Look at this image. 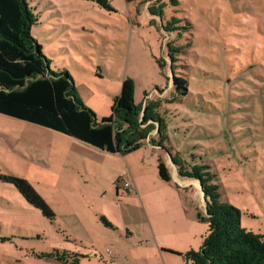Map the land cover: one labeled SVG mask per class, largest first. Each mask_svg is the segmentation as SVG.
Returning a JSON list of instances; mask_svg holds the SVG:
<instances>
[{
  "label": "rangeland",
  "instance_id": "rangeland-1",
  "mask_svg": "<svg viewBox=\"0 0 264 264\" xmlns=\"http://www.w3.org/2000/svg\"><path fill=\"white\" fill-rule=\"evenodd\" d=\"M29 3L39 16L32 35L51 68L73 76L83 102L99 119L110 115L126 77L135 82L136 103L146 93L150 99L172 97L173 75L188 79L189 92L159 109L168 122L165 147L189 162L192 154L201 156L217 174L221 198L242 211V225L264 233V0H110L112 10L93 0ZM152 4L162 5V17L150 14ZM172 19L176 31H167ZM173 46H183L176 62L170 55ZM51 132L0 112L2 264H59L40 255L56 249L89 252L81 239H88L97 223L118 233V228H105L104 212L121 225L143 229L146 211L134 182L152 186L161 181L176 188L179 181L200 196L196 218L197 209L206 211L198 181L179 176L166 149L146 142L130 153L131 172L127 168L121 179H95L93 174L83 180L77 169L53 165L58 154L47 142ZM156 132L151 137L156 138ZM159 155L176 180L166 182L159 176ZM7 175L27 179L50 204L55 219L29 203L5 180ZM193 191H180L190 207L198 203ZM160 195L163 201L156 197L154 208L148 207L150 216L176 219ZM152 223L156 228L154 217ZM197 223L204 234L208 224ZM151 225L149 219V230ZM107 247L111 245H103L102 253L82 264H111ZM148 257L152 264L159 263L151 248Z\"/></svg>",
  "mask_w": 264,
  "mask_h": 264
},
{
  "label": "trees",
  "instance_id": "trees-1",
  "mask_svg": "<svg viewBox=\"0 0 264 264\" xmlns=\"http://www.w3.org/2000/svg\"><path fill=\"white\" fill-rule=\"evenodd\" d=\"M93 1L113 9L110 0ZM148 10L152 16H163L162 5L152 4ZM38 20L29 0H0V112L47 126L111 153L125 155L146 142L166 149L178 175L198 181L207 199L206 211L197 209V219L208 223L200 248L171 252L181 255L187 264H264V233L242 225V211L221 198L217 174L211 166L197 154H192L193 161L189 162L179 152L173 154L165 147L168 122L159 109L189 92L188 79L173 75L172 97L150 99L146 93L144 100L136 103L135 82L126 77L110 115L99 119L83 102L73 76L65 69L51 68V60L31 32ZM175 22L168 21L165 29L176 31ZM182 49L183 46L170 48L173 62ZM160 66L164 68L165 63L160 61ZM153 130L157 131L156 138L151 137ZM157 161L159 176L171 181L165 160L158 156ZM4 178L45 217L55 219L50 204L27 179L17 175ZM101 219L106 226L115 228L104 215ZM40 256L53 257L59 264H80L81 258L88 255L56 249Z\"/></svg>",
  "mask_w": 264,
  "mask_h": 264
},
{
  "label": "crops",
  "instance_id": "crops-1",
  "mask_svg": "<svg viewBox=\"0 0 264 264\" xmlns=\"http://www.w3.org/2000/svg\"><path fill=\"white\" fill-rule=\"evenodd\" d=\"M45 127L49 128L47 126ZM50 129L52 132L47 142L52 146V153L58 154V156L52 160L55 167L77 169L80 176H83V180H90V177H92L93 174L95 179H99L100 175H102V177H106L107 179H114L117 177V180H119L124 176V172L127 171V168L131 172V161L129 159L130 153L123 155L120 153L107 152L73 136L52 128ZM159 156L162 157V155ZM100 159H108L109 161L108 163H102L100 162ZM170 172L172 175L171 180H176L174 172ZM178 183L180 182L177 181L175 188L173 185H166L161 181L156 182V184L152 186L149 184L139 185L137 182H134V190L142 201L143 210L146 211V216H143V229L138 225L137 228L134 229L128 223L124 225V222L123 225H121V222L115 220L109 213L103 211L106 214V216H104L107 220L110 221L115 228L119 229L118 233L113 234L107 232L102 225L97 223V230L89 231L88 239H81L89 248V252H82L81 250L78 252L88 255L81 258L80 264H82L84 260H90L91 258V260H94L93 258H96L95 254L98 252L102 253L101 250L103 249V245H111V248H106L109 253L108 259L112 261L111 264H144L143 258L147 261L146 264H152L149 261L148 248H151L159 259V263L157 264H187L181 255L172 252V254L177 255L175 256L167 252H171L169 249L178 252H186L191 248L199 249L203 243L207 230L202 234V230L197 223L200 220H198L195 215V208L201 207L200 196L195 191L187 189L181 183ZM182 188H184V190L195 192L198 201L197 205L190 207L186 199L180 197V191ZM160 189L163 191L161 192ZM161 193L164 198L165 207H169L172 212L175 211L173 213H176V219L168 220L159 218L158 213L154 214L152 217L150 216L148 207L154 208V199L156 197L163 201L160 195ZM200 195H202L201 192ZM169 202H171L172 205ZM153 217L156 222V228L152 223ZM149 219L152 224L151 230H149L147 226ZM88 226L89 223L87 222L85 223L84 228ZM105 228L112 227L106 226Z\"/></svg>",
  "mask_w": 264,
  "mask_h": 264
},
{
  "label": "water",
  "instance_id": "water-1",
  "mask_svg": "<svg viewBox=\"0 0 264 264\" xmlns=\"http://www.w3.org/2000/svg\"><path fill=\"white\" fill-rule=\"evenodd\" d=\"M172 160V159H171ZM200 189L202 190V185L199 183ZM204 194V193H203ZM204 200H205V205L207 206V199L205 198V196L203 195ZM206 210V209H205Z\"/></svg>",
  "mask_w": 264,
  "mask_h": 264
},
{
  "label": "built area",
  "instance_id": "built-area-1",
  "mask_svg": "<svg viewBox=\"0 0 264 264\" xmlns=\"http://www.w3.org/2000/svg\"><path fill=\"white\" fill-rule=\"evenodd\" d=\"M125 187L131 188V184L130 183H125Z\"/></svg>",
  "mask_w": 264,
  "mask_h": 264
}]
</instances>
